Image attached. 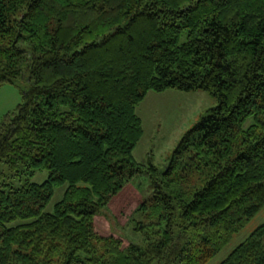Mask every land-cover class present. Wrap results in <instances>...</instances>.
Listing matches in <instances>:
<instances>
[{
	"label": "trees",
	"instance_id": "obj_1",
	"mask_svg": "<svg viewBox=\"0 0 264 264\" xmlns=\"http://www.w3.org/2000/svg\"><path fill=\"white\" fill-rule=\"evenodd\" d=\"M19 80L0 122V264H207L264 205V0H0V85ZM167 89L217 104L150 164V231L125 244L95 218L143 166L137 105ZM218 264H264V220Z\"/></svg>",
	"mask_w": 264,
	"mask_h": 264
},
{
	"label": "rangeland",
	"instance_id": "obj_2",
	"mask_svg": "<svg viewBox=\"0 0 264 264\" xmlns=\"http://www.w3.org/2000/svg\"><path fill=\"white\" fill-rule=\"evenodd\" d=\"M25 86L21 80L0 85V122L6 113L15 110L22 101L21 88ZM216 104L217 99L204 89L189 91L167 89L162 92H147L136 107V112L142 121L143 133L132 152L135 160L143 166L118 193L110 197L104 209L96 215V225L101 233H112L125 244L143 241L145 234L150 231L148 210L141 206L153 190L149 176L150 164L159 170L165 168L183 135L201 115ZM252 121V117L247 118L243 126L246 127ZM189 174L192 175L191 170ZM177 175L179 172H174L172 177L176 178ZM46 176L47 169L42 168L30 175L23 173L19 177H10L7 181L12 186H19L27 180L41 182ZM64 188L65 185L55 187L48 209L62 197ZM263 220L264 205L243 228L233 234L230 241L207 264H218Z\"/></svg>",
	"mask_w": 264,
	"mask_h": 264
}]
</instances>
